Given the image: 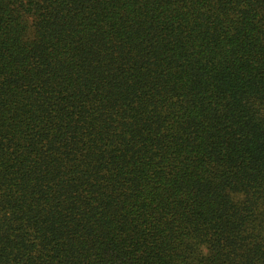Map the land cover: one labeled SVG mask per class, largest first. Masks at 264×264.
Instances as JSON below:
<instances>
[{"label":"trees","instance_id":"trees-1","mask_svg":"<svg viewBox=\"0 0 264 264\" xmlns=\"http://www.w3.org/2000/svg\"><path fill=\"white\" fill-rule=\"evenodd\" d=\"M0 264H264V0H0Z\"/></svg>","mask_w":264,"mask_h":264},{"label":"clouds","instance_id":"clouds-1","mask_svg":"<svg viewBox=\"0 0 264 264\" xmlns=\"http://www.w3.org/2000/svg\"><path fill=\"white\" fill-rule=\"evenodd\" d=\"M206 254V253H205Z\"/></svg>","mask_w":264,"mask_h":264}]
</instances>
